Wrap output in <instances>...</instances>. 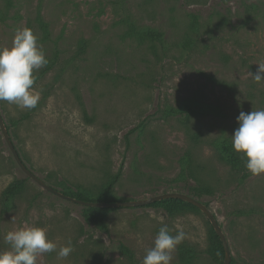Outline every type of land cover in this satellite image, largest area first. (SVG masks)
<instances>
[{
    "label": "rangeland",
    "instance_id": "rangeland-1",
    "mask_svg": "<svg viewBox=\"0 0 264 264\" xmlns=\"http://www.w3.org/2000/svg\"><path fill=\"white\" fill-rule=\"evenodd\" d=\"M127 15L162 31L164 44L153 51L150 42L123 36ZM24 26L55 62L36 78L34 109L0 101V113L37 176L59 190L62 181L92 192L120 169L115 201L195 191L224 232L229 264H264V173L248 171L240 180L211 146L218 136L231 140L241 111L264 109V82L250 75L264 63V0H0V47L10 46L13 30ZM187 36L192 41L183 48ZM186 106L191 113L168 111ZM186 152L196 179L184 181L179 158ZM16 178L26 180L11 208L0 206V251L9 248L7 232L31 225L45 227L58 247L70 238L74 248L66 259L51 252L38 264H91L95 257L102 264H142L167 224L173 235L186 233L180 245L195 253L183 263L178 245L172 264H218L207 253L214 229L199 209L169 214L148 204L118 207L101 230L85 220L83 205L26 177L0 132V202Z\"/></svg>",
    "mask_w": 264,
    "mask_h": 264
},
{
    "label": "clouds",
    "instance_id": "clouds-1",
    "mask_svg": "<svg viewBox=\"0 0 264 264\" xmlns=\"http://www.w3.org/2000/svg\"><path fill=\"white\" fill-rule=\"evenodd\" d=\"M34 30L27 26L13 30L10 46L0 47V101L15 104L19 109H34L40 92L34 89L36 75L49 64L46 50ZM250 73L256 83L264 82V63L257 64ZM238 127L231 135L234 151L242 154L246 169L253 175L264 173V109L237 117ZM186 238L179 229L173 235L163 224L155 237L153 247L146 251L142 264H172V253ZM8 250L0 251V264H38L44 254L56 252L58 259H66L73 252L72 241L58 247L40 226H24L9 231L4 236Z\"/></svg>",
    "mask_w": 264,
    "mask_h": 264
},
{
    "label": "trees",
    "instance_id": "trees-1",
    "mask_svg": "<svg viewBox=\"0 0 264 264\" xmlns=\"http://www.w3.org/2000/svg\"><path fill=\"white\" fill-rule=\"evenodd\" d=\"M7 4H10L12 0H5ZM36 21L41 27L44 35L48 36L47 25L41 18L39 12L36 15ZM123 21L126 22L127 28L124 32L123 36L133 37L140 43L150 42V47L153 51H155L157 43L160 45L164 44V33L156 28L150 26H138L135 21L130 19V16L127 15ZM191 37L187 36L184 38L182 42V47L186 48L191 44ZM55 62L54 59H49V64L40 69L36 74V78H40L48 72ZM171 113L175 112H183L185 114L191 113V107L186 106L181 110H168ZM211 146L213 147L216 157L219 161L227 165L232 171L240 174V180L245 179L248 176V170L245 167V160L242 158V154L234 151L232 147V141L225 136H218L211 140ZM16 147V146H15ZM18 150V149H17ZM19 152V150H18ZM20 154V152H19ZM22 160L24 161L22 155L20 154ZM179 163L181 166L180 177L182 180L187 181L189 178L194 177V172L196 170L195 165L193 163V159L191 155L186 152L179 158ZM31 169V168H29ZM32 170V169H31ZM121 171L117 170L115 173L107 176L106 180L97 187L94 191L90 192L83 189L79 185H68L61 181L60 191L66 195L71 197H75L83 200H93V201H115L111 197L112 189L114 184L118 181L120 177ZM196 179V177H194ZM26 178H16L7 187L3 190L1 194V210L6 212L11 208V204L13 200L19 195L24 189V182ZM197 182L200 183L198 179ZM54 187V186H53ZM193 197H198V193L195 191H191L189 194ZM148 206H161L167 213L172 214L177 210L182 209L183 206L189 207L194 210H198L194 205L185 202L176 198H167L162 199L153 203L148 204ZM116 208L112 207H90L83 206V217L87 222L93 224L95 227L107 231V214L109 211L114 210ZM237 214L246 213L244 210L236 211ZM213 242L211 243L210 248L207 253L212 258V260L218 264L223 262L224 252L221 241L214 230L211 229ZM120 251L125 254L130 260L133 259V252L126 247L124 244L119 245ZM178 257L179 260L183 263L191 262L195 258V253L191 248H188L184 245H180L178 248ZM91 264H102V257H95Z\"/></svg>",
    "mask_w": 264,
    "mask_h": 264
},
{
    "label": "water",
    "instance_id": "water-1",
    "mask_svg": "<svg viewBox=\"0 0 264 264\" xmlns=\"http://www.w3.org/2000/svg\"><path fill=\"white\" fill-rule=\"evenodd\" d=\"M0 132L2 134L3 140L6 143V146L12 155V158L17 165V167L25 174L26 177L33 180L36 184H38L42 189L58 196L59 198L83 205V206H90V207H112V208H118V207H134V206H140V205H147L162 199L167 198H176L183 200L185 202H188L195 207H197L209 220L212 228L214 229L215 233L219 237L223 252H224V258L222 264H229L230 261V249L228 245V241L224 235V232L219 225L217 219L211 212V210L208 208V206L197 199L196 197H193L187 193L177 192V191H169V192H163L156 195L148 196L145 198L140 199H130V200H120V201H93V200H83L78 199L75 197H71L69 195L64 194L59 189L53 187L52 185L48 184L46 181H44L42 178L37 176L29 167L26 165V163L22 160L17 148L15 147L14 142L12 141L10 134L5 126L3 117L0 113Z\"/></svg>",
    "mask_w": 264,
    "mask_h": 264
}]
</instances>
